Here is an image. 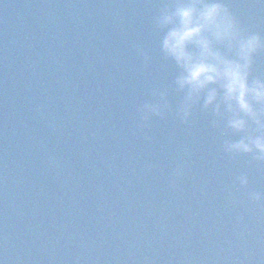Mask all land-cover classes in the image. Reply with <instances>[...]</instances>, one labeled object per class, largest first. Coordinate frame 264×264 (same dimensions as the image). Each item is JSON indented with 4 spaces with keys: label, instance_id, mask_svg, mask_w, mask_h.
<instances>
[{
    "label": "water",
    "instance_id": "water-1",
    "mask_svg": "<svg viewBox=\"0 0 264 264\" xmlns=\"http://www.w3.org/2000/svg\"><path fill=\"white\" fill-rule=\"evenodd\" d=\"M164 2L0 0V264H264V161L177 116ZM226 2L264 36L261 0ZM155 88L170 108L141 127Z\"/></svg>",
    "mask_w": 264,
    "mask_h": 264
},
{
    "label": "clouds",
    "instance_id": "clouds-1",
    "mask_svg": "<svg viewBox=\"0 0 264 264\" xmlns=\"http://www.w3.org/2000/svg\"><path fill=\"white\" fill-rule=\"evenodd\" d=\"M153 23L162 34L160 51L179 69L174 85L184 93L176 111L180 120L188 122L193 107L200 105L215 117L214 128L223 124L222 135L241 134L236 140L224 139L225 153H247L264 161V76H252L264 36L243 27L226 0H165ZM139 52L147 62L148 54ZM151 95L158 99L138 109L141 127H148L153 115L165 117L170 108L167 90L155 88ZM237 179L243 186L249 182L244 174ZM262 198L260 192L249 193L251 200Z\"/></svg>",
    "mask_w": 264,
    "mask_h": 264
}]
</instances>
